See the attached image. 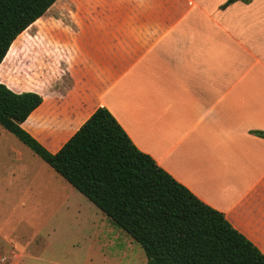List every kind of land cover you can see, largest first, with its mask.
<instances>
[{
	"label": "crops",
	"instance_id": "crops-1",
	"mask_svg": "<svg viewBox=\"0 0 264 264\" xmlns=\"http://www.w3.org/2000/svg\"><path fill=\"white\" fill-rule=\"evenodd\" d=\"M226 2L57 0L34 113L55 153L107 108L264 254V0Z\"/></svg>",
	"mask_w": 264,
	"mask_h": 264
},
{
	"label": "trees",
	"instance_id": "trees-1",
	"mask_svg": "<svg viewBox=\"0 0 264 264\" xmlns=\"http://www.w3.org/2000/svg\"><path fill=\"white\" fill-rule=\"evenodd\" d=\"M56 1L0 0V67L18 37ZM252 1L227 0L222 9ZM43 101L37 92L0 83V126L140 244L146 264H264V254L223 213L139 150L107 108L51 152L24 128Z\"/></svg>",
	"mask_w": 264,
	"mask_h": 264
},
{
	"label": "rangeland",
	"instance_id": "rangeland-1",
	"mask_svg": "<svg viewBox=\"0 0 264 264\" xmlns=\"http://www.w3.org/2000/svg\"><path fill=\"white\" fill-rule=\"evenodd\" d=\"M47 28L51 22L42 19L18 37L0 83L19 93L42 88L41 73L52 70V61L42 60L54 45ZM41 124L34 113L24 128L42 140ZM146 262L140 244L0 126V264Z\"/></svg>",
	"mask_w": 264,
	"mask_h": 264
}]
</instances>
